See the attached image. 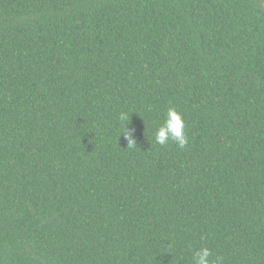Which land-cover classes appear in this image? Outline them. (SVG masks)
<instances>
[{
	"label": "trees",
	"instance_id": "trees-1",
	"mask_svg": "<svg viewBox=\"0 0 264 264\" xmlns=\"http://www.w3.org/2000/svg\"><path fill=\"white\" fill-rule=\"evenodd\" d=\"M205 246L264 264V0H0V264Z\"/></svg>",
	"mask_w": 264,
	"mask_h": 264
},
{
	"label": "clouds",
	"instance_id": "clouds-1",
	"mask_svg": "<svg viewBox=\"0 0 264 264\" xmlns=\"http://www.w3.org/2000/svg\"><path fill=\"white\" fill-rule=\"evenodd\" d=\"M133 113V112H132ZM131 113L121 112L118 119L123 124L120 136L123 135L127 141V147L133 148L137 146L135 136L136 129L130 127ZM119 136V138H120ZM174 142L179 148L184 149L189 143V138L186 132V122L182 112L175 107H168L163 123L155 131V142L161 146H165L169 142ZM213 253L208 247H201L194 251L192 256L193 264H220L222 257L217 256L212 259Z\"/></svg>",
	"mask_w": 264,
	"mask_h": 264
}]
</instances>
